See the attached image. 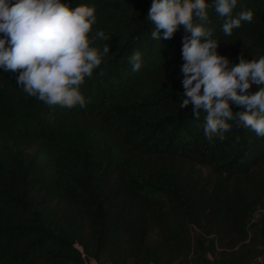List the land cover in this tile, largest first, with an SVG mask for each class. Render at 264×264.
<instances>
[{
	"label": "trees",
	"instance_id": "16d2710c",
	"mask_svg": "<svg viewBox=\"0 0 264 264\" xmlns=\"http://www.w3.org/2000/svg\"><path fill=\"white\" fill-rule=\"evenodd\" d=\"M61 2L95 8L90 46L109 52L79 85L83 107L47 104L16 82L19 72L0 68V264H83L75 244L99 262L168 264L188 252L189 225L202 233V257L250 263L246 246L230 260L225 251L247 239L252 213L264 209V137L234 119L224 139L209 140L206 113L180 108L190 33L180 25L153 39L152 0ZM205 2L218 55L230 65L264 56V0H237L232 17L253 18L231 36L215 0Z\"/></svg>",
	"mask_w": 264,
	"mask_h": 264
},
{
	"label": "clouds",
	"instance_id": "9594fccd",
	"mask_svg": "<svg viewBox=\"0 0 264 264\" xmlns=\"http://www.w3.org/2000/svg\"><path fill=\"white\" fill-rule=\"evenodd\" d=\"M237 0H215V11L226 17L222 26L231 36L241 21L251 22L252 11L232 17ZM205 0H152L147 19L154 25L152 38L168 40L184 26L181 67L184 108L192 104V112L199 118L206 113L205 136L224 139L231 125L226 121L238 119L258 137H264V56L230 65L227 57L217 54L219 42L205 25L209 17ZM95 8L79 5L70 8L61 0H0V68L19 72L16 82L24 91L50 105L71 108L85 105L79 85L102 63L109 52L105 45L101 52L90 46L88 33L96 20ZM194 18L199 23H194ZM97 36L108 39L103 31ZM132 70L141 68V53L131 58ZM253 85L257 90L250 91ZM230 102L242 106L233 114Z\"/></svg>",
	"mask_w": 264,
	"mask_h": 264
},
{
	"label": "rangeland",
	"instance_id": "374dc122",
	"mask_svg": "<svg viewBox=\"0 0 264 264\" xmlns=\"http://www.w3.org/2000/svg\"><path fill=\"white\" fill-rule=\"evenodd\" d=\"M204 176H208L211 178H214L215 174L211 172L210 170H203L202 171ZM246 231H247V239L238 244L235 249L233 250H226L225 251V258L227 260H230L232 258V254L238 255L239 251L244 247L243 251L244 254H246L248 251H250V263L248 264H264V227L263 224L258 221L256 223H250L246 225ZM189 234H190V248L188 252L183 253L180 257L173 259L168 264H231V262L227 263V261H224V263H221V257L220 255L216 254V256L207 255L206 257H202L197 253L198 245L197 242L202 236V233L200 230L197 229L194 225H189ZM220 251V250H218ZM254 251L257 255L252 257L254 254ZM230 255V256H229ZM127 264H132L131 261H129ZM152 264V263H151ZM164 264V263H162Z\"/></svg>",
	"mask_w": 264,
	"mask_h": 264
},
{
	"label": "built area",
	"instance_id": "2783aa9c",
	"mask_svg": "<svg viewBox=\"0 0 264 264\" xmlns=\"http://www.w3.org/2000/svg\"><path fill=\"white\" fill-rule=\"evenodd\" d=\"M258 221H260L264 227V209H257L252 213L250 223H256ZM74 247L80 252L83 264H109L107 262H99L95 258L88 256L77 244H75Z\"/></svg>",
	"mask_w": 264,
	"mask_h": 264
}]
</instances>
